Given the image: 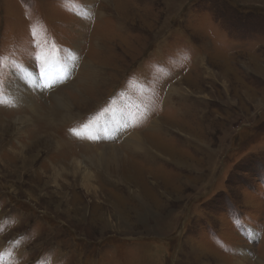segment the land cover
Masks as SVG:
<instances>
[{"label":"rangeland","instance_id":"374dc122","mask_svg":"<svg viewBox=\"0 0 264 264\" xmlns=\"http://www.w3.org/2000/svg\"><path fill=\"white\" fill-rule=\"evenodd\" d=\"M0 264H264V0H0Z\"/></svg>","mask_w":264,"mask_h":264},{"label":"bare ground","instance_id":"6f19581e","mask_svg":"<svg viewBox=\"0 0 264 264\" xmlns=\"http://www.w3.org/2000/svg\"><path fill=\"white\" fill-rule=\"evenodd\" d=\"M51 71L50 70H48V74L50 73ZM54 74H57L56 73V69H55V72H54ZM96 76V75H95ZM46 81V80H45ZM18 83V82H17ZM22 84V83H21ZM18 86H20L19 88H18V92H19V97L21 98V100L20 101H22V102H26V103H29V101L31 100H29V94L27 93V91H26V88H24V87H22L21 85H19L18 84ZM178 90V88H175V86H173V88H172V90L171 91H177ZM29 91V90H28ZM17 92V91H16ZM25 93H27V97L25 96ZM14 94H15V92H14ZM31 103H32V101H30ZM32 105V104H31ZM29 106H30V103H29ZM31 107V106H30ZM33 109V108H32ZM65 109V108H64ZM64 109H62V110H64ZM68 111H69V109H68ZM123 124L124 125V123H123V121L122 122H120V121H118L116 118H114V121H113V126L115 125V124ZM108 125V124H107ZM109 127L111 128V126L109 125ZM102 129H103V126H102ZM125 129V128H124ZM122 130V129H121ZM110 132V131H109ZM138 136H136L135 135V137L134 136H130V137H128L127 138V143H129V144H132V146H134L135 148L133 149V150H135V151H137V152H143V150H144V148L143 149H141L142 147H140V144H139V140H138V138H137ZM139 142H138V141ZM141 146H142V144H141ZM137 148V149H136ZM115 150V149H114ZM114 150H113V148L112 147H107L106 148V151H105V153L104 154H102L101 155V159H102V162L104 163V164H106L107 162H108V164L109 165H111V164H113L116 160V152H114ZM100 159V160H101ZM119 159V158H118ZM118 159H117V161H118ZM116 164V163H115ZM90 185V184H89Z\"/></svg>","mask_w":264,"mask_h":264},{"label":"snow or ice","instance_id":"6c2138e0","mask_svg":"<svg viewBox=\"0 0 264 264\" xmlns=\"http://www.w3.org/2000/svg\"><path fill=\"white\" fill-rule=\"evenodd\" d=\"M45 75H46V70H44V71L41 72V76L42 77L45 76ZM24 76H25L26 79H28V78L31 77V73L25 70L24 71ZM72 131L73 132H76V129H72Z\"/></svg>","mask_w":264,"mask_h":264}]
</instances>
